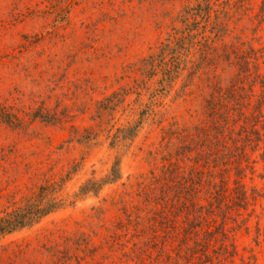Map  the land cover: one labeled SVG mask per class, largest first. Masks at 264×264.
I'll list each match as a JSON object with an SVG mask.
<instances>
[{
	"label": "rangeland",
	"instance_id": "374dc122",
	"mask_svg": "<svg viewBox=\"0 0 264 264\" xmlns=\"http://www.w3.org/2000/svg\"><path fill=\"white\" fill-rule=\"evenodd\" d=\"M213 1L219 19L227 12L230 34L235 30L255 49L264 46V17H256L263 0H241L243 5L240 0ZM194 4L196 0H0V105L18 118L0 119V213L39 193L42 200L65 202L37 223L3 237L0 264H79L75 255H84L81 264L118 261L116 249L101 242L105 226L109 229L120 213V204L112 202L124 199L140 207L145 192L158 188V193L162 184L153 177L167 157L166 134L192 132L193 124L203 120L205 93L191 87V97L184 90L178 97L183 74L159 93L163 76L159 70L150 74L143 61L174 36L184 7ZM255 89L252 102L259 98L258 84ZM153 93L151 110L141 116ZM140 119L133 141L114 140L118 129ZM116 157L122 171L117 183L98 195L75 197L87 179L104 177ZM255 168L245 182L259 189L264 203V162ZM100 207L108 212L99 213ZM149 213L142 226L147 233L157 223L148 220ZM183 219L177 218L176 229ZM81 232L92 235L96 251L82 254L72 246ZM254 235L252 228L250 235L236 237L239 252H253L255 264H264V240L256 245ZM66 252L72 256L67 262Z\"/></svg>",
	"mask_w": 264,
	"mask_h": 264
},
{
	"label": "trees",
	"instance_id": "16d2710c",
	"mask_svg": "<svg viewBox=\"0 0 264 264\" xmlns=\"http://www.w3.org/2000/svg\"><path fill=\"white\" fill-rule=\"evenodd\" d=\"M196 1V5L184 7L178 19L182 26L173 28L174 36L143 61L149 65L150 74L155 75L157 70L162 74L159 93L172 88L182 74L185 83L177 91L178 97L181 90L191 97V87L205 93L200 104L203 120L193 124L192 132L174 129L166 134L167 157L161 173L153 177L162 184L158 193V188L145 192L146 202L140 207H131L124 199L112 202L120 204V213L109 229L101 226L107 234L100 239L116 249L118 261L114 264H255L256 254L240 253L236 237L242 232L248 236L254 228L256 245L264 240L263 194L245 182L256 172L259 160L264 162V72L260 71L264 68V61H260L264 46L255 49L235 30L230 34L227 12L219 19L215 1ZM262 4L256 17H264V0ZM226 34L229 40H225ZM226 73H230L227 78ZM256 84L259 98L252 102L258 94ZM155 96L151 95L150 105L140 112L141 116L151 110ZM16 115L0 105L3 121L18 119ZM140 123L142 119L118 129L114 140L133 141ZM121 178V160L116 157L104 177L87 179L75 197L98 195L104 186ZM42 199L39 193L0 213V240L37 223L65 203ZM98 212L105 215L108 211L100 207ZM148 212V220L157 223L151 224L147 233L142 226ZM180 215L184 216L182 227L176 229ZM252 218L256 219L253 226ZM92 239V235L81 232L72 246L82 254L94 252L99 245ZM83 256L75 255V260L81 264ZM71 257L66 252V262ZM56 264H61L60 260Z\"/></svg>",
	"mask_w": 264,
	"mask_h": 264
}]
</instances>
